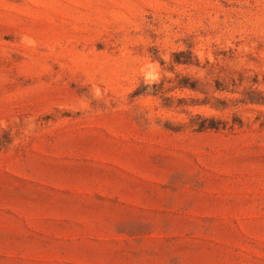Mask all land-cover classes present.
<instances>
[{"label": "rangeland", "instance_id": "374dc122", "mask_svg": "<svg viewBox=\"0 0 264 264\" xmlns=\"http://www.w3.org/2000/svg\"><path fill=\"white\" fill-rule=\"evenodd\" d=\"M107 173L170 174L208 213L162 264H264V0H0V190Z\"/></svg>", "mask_w": 264, "mask_h": 264}, {"label": "crops", "instance_id": "0c3cea01", "mask_svg": "<svg viewBox=\"0 0 264 264\" xmlns=\"http://www.w3.org/2000/svg\"><path fill=\"white\" fill-rule=\"evenodd\" d=\"M58 194L0 190V264H162L179 260L194 209L172 175H82ZM24 198V200H20Z\"/></svg>", "mask_w": 264, "mask_h": 264}, {"label": "trees", "instance_id": "16d2710c", "mask_svg": "<svg viewBox=\"0 0 264 264\" xmlns=\"http://www.w3.org/2000/svg\"><path fill=\"white\" fill-rule=\"evenodd\" d=\"M186 54H188V52L184 50L175 52V62L178 64H190L195 67L201 66L200 60L198 59V57H195L192 54V51H189V57H186ZM198 83L199 81L195 79L186 81L184 78H181L178 81V86L190 88L192 90H198L199 89ZM219 86H221V84H219L217 81V85H216L217 90L219 91L224 90V88H221ZM218 99L221 103L225 102V99H220L219 97ZM248 99L251 101H255L253 97H249ZM207 103L208 102L206 101L203 102V104H207ZM194 104H197V103H194ZM195 115L196 116L191 119V126H193V128L196 130L221 129V128H225L228 125L227 121L222 120L220 118H216L213 116H207L200 112H197ZM238 123L241 124V121H239Z\"/></svg>", "mask_w": 264, "mask_h": 264}]
</instances>
